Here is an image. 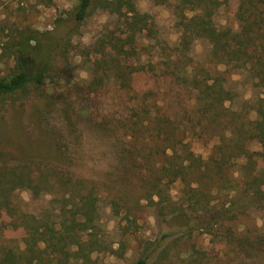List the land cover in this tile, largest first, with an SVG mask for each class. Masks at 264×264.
Listing matches in <instances>:
<instances>
[{
  "label": "rangeland",
  "instance_id": "rangeland-1",
  "mask_svg": "<svg viewBox=\"0 0 264 264\" xmlns=\"http://www.w3.org/2000/svg\"><path fill=\"white\" fill-rule=\"evenodd\" d=\"M91 1L89 14L77 23L73 15L77 0H0V75L8 73L15 63L7 47L12 37L18 38V30L30 28L46 32L52 41L68 40L67 58L53 54L54 74L41 88L30 86L0 101V150L10 164H25L49 173L47 180L52 184L38 195L27 188L12 190L10 213L0 206V238L22 244L23 216L39 220L51 217L58 222L67 200L63 196L69 195L80 174L82 192L91 188L96 192L94 228L86 232L81 243L83 251H90L88 264H133L147 246L158 241L155 255L168 246V258L176 263H181L191 244L215 257L221 248L209 235L193 231L191 236L179 238V227L172 225L168 210L156 203V196L153 202L146 198L160 160L154 152L162 147L169 152L172 142L161 139L173 138L170 130L155 137L156 116L179 122L174 136L189 141L191 149L206 158L218 138L211 132L205 138H195L186 131L190 126H183L182 120L193 118L194 110L188 115L184 110L193 106L194 94L178 85L171 73L186 67L197 74L204 66L213 77L220 75L224 87L234 95L225 103L226 113L236 111L244 118L254 117L251 104L259 90L248 73L215 66L204 39L194 40L183 50L176 0H133L137 10L148 16L153 30L127 38L119 54L108 48L107 39L112 32L124 38L120 18L98 4L100 0ZM211 4L217 27L235 26V0H212ZM110 54L116 57L115 64L104 66V61H112ZM96 77H103L102 83L89 88ZM140 110L150 113L140 114ZM247 148L258 153L257 165L263 166L264 143H248ZM126 149L133 150L135 157ZM54 169L64 174L68 186L57 183ZM237 172L235 167L232 174ZM229 181L225 184L230 185ZM183 191L177 180L167 181V201L184 209L187 202ZM226 192L218 193L225 201ZM113 201L118 202L117 209ZM126 210H130L129 220L124 218ZM177 219L187 222L183 217ZM260 220L264 221V213L251 211L245 224L251 227ZM109 246L115 252L107 251ZM74 247L79 248L78 244ZM77 261L75 264L82 263V259Z\"/></svg>",
  "mask_w": 264,
  "mask_h": 264
},
{
  "label": "trees",
  "instance_id": "trees-1",
  "mask_svg": "<svg viewBox=\"0 0 264 264\" xmlns=\"http://www.w3.org/2000/svg\"><path fill=\"white\" fill-rule=\"evenodd\" d=\"M211 1L176 0L175 8L179 10V25L182 26L179 43L186 50L194 40L204 39L210 45V58L215 66L248 73L253 86L259 90L251 104L254 117L244 118L236 111L226 113L225 103L231 102L234 95L224 87L221 76L215 74L213 77L206 67L202 66L197 74H192L186 67L179 73L173 71L171 76L177 84L188 87L194 94L193 106L184 110L185 115L194 110L193 118L182 120L183 126H190L186 131L200 139L211 132L218 142L204 158L191 149L189 141L174 136L179 122L163 115L156 116L155 137L158 139L170 130L173 138L161 139L163 143L172 142L169 152L164 147L154 152L160 160L156 164L157 174L148 183L146 198L153 202V196H156V203L168 210L172 225L179 227L176 231L180 233L179 238L199 231L209 235L210 241L221 250L212 257L191 244L181 263H176L168 258V246L155 255L160 245L158 241L147 246L133 264H264V221H254L251 227L245 224L251 211L264 213V165L258 166L255 157L258 153L247 148L248 143H264V0H235L234 28L217 27ZM91 3V0H77L73 13L77 23L89 14ZM98 4L120 18L124 38L112 32L107 39L108 48L116 54L127 44V38L131 40L136 34L146 31L147 35L153 30L148 16L137 10L133 0H100ZM17 35L18 38L12 37V43L7 47L15 63L8 73L0 75V101L14 93L25 92L30 86L41 88L54 74L51 70L54 53L67 58L68 40L65 38L52 41L46 32L30 28L18 30ZM109 56L112 61H104V66L108 62L115 64L116 57ZM102 81L103 77H96L88 86H98ZM138 113L150 112L140 110ZM126 151L130 157L135 154L133 150ZM235 167L236 175L232 174ZM54 170L57 183L68 186L64 174ZM239 173L241 179H238ZM48 174L25 164H10L0 150V206L8 211L1 209L11 210L9 197L15 188H27L38 195L41 190L52 187L47 180ZM79 175L74 188L68 191L69 195L63 196L67 200L63 202L58 222L51 217L39 220L23 216L22 244L0 238V264H75L79 259H82L81 264L91 262L90 251H83L81 243L83 236L88 235L86 232L94 228L96 192L93 188L82 192L84 182ZM224 178L231 181L230 185L225 184ZM169 179L183 185L187 202L184 209L182 205L167 201L169 195L165 186ZM223 190L228 191L223 193L227 201L218 194ZM113 206L117 209L118 202L113 201ZM125 212L124 218L129 220L130 210ZM178 217L187 222H179ZM75 244L79 248H75ZM96 244L100 245V242ZM107 251L115 252L110 246Z\"/></svg>",
  "mask_w": 264,
  "mask_h": 264
}]
</instances>
